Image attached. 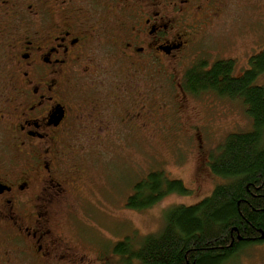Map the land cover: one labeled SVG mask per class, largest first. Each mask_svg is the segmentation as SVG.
Here are the masks:
<instances>
[{
	"label": "rangeland",
	"instance_id": "1",
	"mask_svg": "<svg viewBox=\"0 0 264 264\" xmlns=\"http://www.w3.org/2000/svg\"><path fill=\"white\" fill-rule=\"evenodd\" d=\"M226 3L223 13L220 8V14L210 17L205 31V23L193 24L188 49L162 58L161 64L155 63L147 70L139 65L140 75L130 74L126 59L116 63L115 56L112 62L104 63L106 71L74 75L78 93L97 87L107 89L92 93L96 102L103 101L102 110L111 111L104 106L116 103L113 96L118 95L124 107L139 115L138 121H131L135 132L125 126L128 121L120 123L104 112L101 116L112 124H85L80 120L77 137L63 141V145L67 142L66 149L61 150L64 162L55 170L66 191L51 205L49 227L56 232H71L67 236V259L73 261L83 254L91 264H103L104 260L119 264L113 248L124 237L130 236L138 246L140 237L162 230L170 206L197 204L223 182L208 166L209 155L228 133L251 130L252 121L239 99L221 98L212 92L196 97L184 90L181 80L185 69L198 58L210 62L233 58L236 75L240 76L249 68L251 57L264 51V0ZM145 73L148 77L143 76ZM8 80L1 70L0 114L4 98L9 95ZM131 81L137 83V88L129 92L124 85ZM254 83L264 87V72ZM82 96L88 103L90 95ZM130 101L131 105L126 104ZM119 110L125 113L121 107ZM14 156L0 124V163L6 160L15 165L19 161ZM156 170L170 179L182 180L191 191L170 193L149 208L129 207L127 201L134 184ZM58 246L65 248L66 244L60 241ZM100 253H104L101 260ZM227 264H264V242L248 245L238 260Z\"/></svg>",
	"mask_w": 264,
	"mask_h": 264
},
{
	"label": "flooded vegetation",
	"instance_id": "2",
	"mask_svg": "<svg viewBox=\"0 0 264 264\" xmlns=\"http://www.w3.org/2000/svg\"><path fill=\"white\" fill-rule=\"evenodd\" d=\"M226 4V0H0V73L9 79L0 124L19 161L0 163V264H91L83 254L67 259L71 232L49 227L51 205L66 191L55 170L64 162L63 141L77 137L80 120L112 124L101 116L104 112L120 123L128 121L125 126L135 132L132 122L139 114L124 107L118 95L113 96L116 103L104 106L111 111L102 110L103 101L96 102L92 93L107 89L78 93L74 75L106 71L104 63L112 62V56L116 63L126 59L129 73L140 75L139 65L147 70L188 49L193 24L205 23V31L210 17L223 13ZM124 87L130 92L137 83ZM86 93L88 103L86 98L83 102ZM60 241L65 248L58 246Z\"/></svg>",
	"mask_w": 264,
	"mask_h": 264
},
{
	"label": "trees",
	"instance_id": "3",
	"mask_svg": "<svg viewBox=\"0 0 264 264\" xmlns=\"http://www.w3.org/2000/svg\"><path fill=\"white\" fill-rule=\"evenodd\" d=\"M261 72L264 51L240 76L233 58H198L185 69V91L239 99L252 129L228 133L211 151L208 166L223 182L197 204L170 206L162 230L140 237L138 246L124 237L113 248L119 264H227L248 245L264 242V87L254 83ZM190 191L182 180L150 171L134 184L127 205L145 209L170 193Z\"/></svg>",
	"mask_w": 264,
	"mask_h": 264
}]
</instances>
